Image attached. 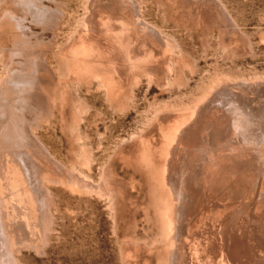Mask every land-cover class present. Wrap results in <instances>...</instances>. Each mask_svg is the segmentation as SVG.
I'll list each match as a JSON object with an SVG mask.
<instances>
[{"label": "rangeland", "instance_id": "1", "mask_svg": "<svg viewBox=\"0 0 264 264\" xmlns=\"http://www.w3.org/2000/svg\"><path fill=\"white\" fill-rule=\"evenodd\" d=\"M213 111L248 163L213 180L193 136L175 200L166 150ZM263 237L264 0H0V264H264Z\"/></svg>", "mask_w": 264, "mask_h": 264}, {"label": "bare ground", "instance_id": "2", "mask_svg": "<svg viewBox=\"0 0 264 264\" xmlns=\"http://www.w3.org/2000/svg\"><path fill=\"white\" fill-rule=\"evenodd\" d=\"M104 76V75H103ZM33 77V76H32ZM103 82V81H102ZM3 90V89H2ZM229 91V90H228ZM242 95V94H241ZM229 97V96H228ZM230 99V98H229ZM237 99V98H236ZM206 103V102H205ZM228 103V102H227ZM238 103V102H237ZM233 104V103H232ZM241 105V104H240ZM217 106V105H216ZM206 107V106H205ZM223 107V106H222ZM226 107H227V104H226ZM229 107V106H228ZM246 107V106H245ZM217 108V107H216ZM221 108V107H220ZM196 109V108H195ZM198 109H200V108H198ZM203 109H205V108H203ZM209 109V108H208ZM212 109V108H211ZM228 109V108H227ZM213 110V109H212ZM232 110V109H231ZM248 110H250V109H248ZM192 111H193V109H192ZM221 111V110H220ZM218 112V111H216V113H217V115H216V113H215V117H213V115H212V113L210 114V113H208V112H204L203 114H201L199 117H197V116H195V118H199L195 123L193 122H191L190 121V123H192L193 125L191 126V124H190V129L188 130L187 129V127L189 126H187L186 127V133H183V134H185L184 135V141L183 142H179V133H180V131L182 130L181 129V125L180 126H177L176 127V129H174L175 130V132L173 133V136H172V139H171V144L173 145H175L176 143H177V141L180 143V144H176L177 146H178V149L176 150V149H173L171 146V144H170V147L171 148H168V150H166V155H170V157H172L173 156V160L172 159H169L168 158V160H170V163H167V160L165 161L166 162V167H165V170L163 171L164 172V174H163V177H164V180H163V182L166 184V185H168V186H170V191L172 192V197H173V199H175V200H179V199H181V197H182V189L180 190V188H178L179 187V183L180 182H182L183 181V176L179 173V171H178V169H176V168H174L173 167V162L175 163V161L177 162V163H180L181 161H179V154H180V152L182 151V153H183V150H180V149H182L181 148V146H187V148L191 151V154H189V156H188V160H194V161H196V162H198L197 160H199V162L201 163V159H200V156H201V152H203V150L204 149H206L207 151L208 150H210V152L209 153H213V152H215L214 154H213V157H212V159H210L209 161H211V162H209V163H211V165H209L208 167H209V169L207 168V170L209 171H207V174H208V176H210V178L212 177L213 178V180H215L217 177H218V171H219V169H218V171L216 170V169H214L213 168V166H215L216 165V167L217 166H219L220 167V170L222 171L221 173H225L226 172V175L228 174V175H231V174H233L234 173V171L237 169V168H242L244 165H246L247 163H248V159L246 160V159H233L232 158V156H231V154L230 153H226V151L225 152H221V150H219V149H217V147H215V145L216 144H218L219 146H220V144H222V143H220L219 144V139H217V140H215V138H213V131L215 130L214 129V127L213 126H220V124L218 125L217 123L218 122H216L215 121V118L218 116V114L219 113H221V112ZM233 111V110H232ZM236 111V110H235ZM240 111V110H239ZM247 111V110H246ZM170 112V111H169ZM184 112V111H183ZM198 112V111H197ZM226 112V111H225ZM199 113V112H198ZM197 113V114H198ZM247 113V112H246ZM245 113V114H246ZM192 114V113H191ZM195 114V113H194ZM224 114V112L221 114V116ZM233 114V113H232ZM238 114V113H237ZM242 114V113H241ZM244 114V115H245ZM193 115V114H192ZM191 115V116H192ZM220 115V114H219ZM226 115V114H225ZM231 116V115H230ZM229 116V117H230ZM219 117V116H218ZM217 117V118H218ZM217 118H216V120H217ZM223 118V117H222ZM250 118V117H249ZM221 119V118H220ZM232 119H233V117H232ZM190 120V119H189ZM228 120V119H227ZM188 123V122H187ZM180 124V123H179ZM226 124V123H225ZM238 124V123H237ZM257 124V123H256ZM245 125H246V123H245ZM176 126V125H175ZM222 126V125H221ZM227 126H228V124H227ZM217 127V130L219 129ZM231 127V126H230ZM172 128H173V126H172ZM213 128V129H212ZM224 128V127H223ZM229 128V127H228ZM242 128V127H241ZM256 128V127H255ZM171 129V128H170ZM225 129V128H224ZM230 129V128H229ZM234 129V128H233ZM213 130V131H212ZM226 130V129H225ZM245 130V129H244ZM169 131V130H168ZM184 131V130H183ZM224 131V130H223ZM228 131H230V130H228ZM238 131V130H237ZM185 132V131H184ZM218 131H216L215 130V133H217ZM220 132V131H219ZM218 132V133H219ZM255 132V131H254ZM237 132H235V131H232L231 133H228V134H230V136L232 137V138H234V139H237L238 138V135L236 134ZM179 134V135H178ZM225 134V133H224ZM182 135V134H181ZM180 135V136H181ZM202 136V137H200L201 139H200V143L202 144V146L203 147H206V148H204L200 153V156H198L199 157V159L196 157L197 155H195L196 153L194 152V148L193 147H190V142H192L191 140H192V138H193V136ZM222 135V134H221ZM226 136H228L227 134H225ZM224 135V136H225ZM242 135V134H241ZM240 135V136H241ZM217 137V135L215 134L214 135V137ZM223 136V137H224ZM230 136H228V137H230ZM196 138V137H195ZM220 138V137H219ZM197 139V138H196ZM221 139H223L222 137H221ZM225 139H227V138H225ZM260 139V138H259ZM233 140V139H232ZM231 140V141H232ZM240 140V139H239ZM245 140V139H244ZM198 142V141H197ZM218 142V143H217ZM222 142V141H221ZM226 142V141H225ZM228 142V141H227ZM230 142V141H229ZM234 142H235V140H234ZM237 142V141H236ZM242 142V141H241ZM250 143V142H249ZM260 143V142H259ZM229 144V143H228ZM228 144H226V146L228 145ZM246 144V143H245ZM254 144V143H253ZM169 145V144H168ZM211 146L212 145V147H208V146ZM230 145V144H229ZM239 145H240V143H239ZM202 146H201V148H202ZM225 146V147H226ZM231 146V145H230ZM165 147V146H164ZM175 147V146H174ZM221 147V146H220ZM224 147V146H223ZM185 149V148H184ZM222 150L224 149V148H221ZM188 150V151H189ZM199 150H201V149H199ZM217 150V151H216ZM206 151V153L208 154V152ZM220 151V152H219ZM198 152V151H197ZM179 153V154H178ZM193 153H195V154H193ZM203 153H205V151L203 152ZM205 153V154H206ZM197 154H199V153H197ZM205 154H202L203 155V157H204V155ZM241 154V153H240ZM247 154V153H246ZM172 155V156H171ZM239 155V154H238ZM206 156V155H205ZM208 156H209V154H208ZM240 156V155H239ZM166 158H167V156H166ZM182 158V157H181ZM201 158H202V156H201ZM209 158V157H208ZM258 158V157H257ZM257 158H255V157H253V161H255ZM205 159V158H204ZM181 160V159H180ZM190 160V161H191ZM207 160V159H206ZM258 160V159H257ZM186 161V160H185ZM191 161V162H192ZM193 161V162H194ZM203 161V160H202ZM208 161V160H207ZM169 162V161H168ZM190 162V163H191ZM198 162V163H199ZM251 162V160L249 161V163ZM198 163H195V164H198ZM205 163V162H204ZM185 164H186V162H185ZM203 164V163H202ZM213 164V165H212ZM164 165V166H165ZM177 165V164H176ZM181 165H183L182 164V162H181ZM186 165H188V164H186ZM190 165V164H189ZM188 165V166H189ZM191 165H194V164H191ZM206 165V164H205ZM203 166V165H202ZM211 166V167H210ZM180 167V166H179ZM190 167H193V166H190ZM199 167V166H198ZM186 168H187V166H186ZM185 170V169H184ZM192 170H193V168H192ZM195 170H196V168H195ZM195 170L192 172V173H195ZM217 172H216V171ZM186 171V170H185ZM190 171V170H189ZM198 171H200V170H198ZM202 171H203V169H202ZM201 171V172H202ZM199 173V172H198ZM198 173H197V175H198ZM261 173V172H260ZM185 174H186V172H185ZM188 174V173H187ZM191 174V173H190ZM189 174V176H191V178H192V176L193 175H190ZM222 175V174H221ZM195 176H196V174L194 175V179H195ZM225 176V175H224ZM188 177V176H187ZM208 178V177H207ZM193 180V179H192ZM198 180H200L199 178H198ZM197 180V184H199V183H201V182H199ZM203 181V180H202ZM199 182V183H198ZM194 183V182H193ZM193 183H191L190 181H189V179L188 178H186V180L184 181V185L185 186H187L189 189H193L194 191H195V186L193 185ZM195 183V184H196ZM192 190V191H193ZM204 190V189H203ZM191 191V192H192ZM201 191V190H200ZM199 190H197L196 192H197V194L200 192ZM170 192V193H171ZM191 192H190V194H191ZM194 193V192H193ZM201 193V192H200ZM169 194V193H168ZM193 195V194H192ZM201 196V195H200ZM199 196V197H200ZM202 197V196H201ZM183 198V197H182ZM195 198V197H194ZM186 199V198H185ZM195 202V201H194ZM199 202H201V201H199ZM178 203V201L175 203V205ZM198 203V202H197ZM213 203V202H212ZM174 205V206H175ZM178 205V204H177ZM218 205V204H217ZM185 206V205H184ZM179 208V207H178ZM182 208V207H181ZM212 208V207H211ZM172 209V208H171ZM170 211H172V213L170 214V217H172V220L170 219L169 220V225L171 226V223H173V221L176 219V217H178V218H182L185 214H183L182 213V211H180V210H178L177 208H176V206L173 208V210H170ZM203 211V210H202ZM242 216V215H241ZM209 217H211V216H209ZM208 217V218H209ZM195 218L196 217H194V218H192L191 217V219L192 220H195ZM202 218V217H201ZM216 218H217V216H216ZM179 220V219H178ZM205 220V219H204ZM208 220V219H207ZM217 220V219H216ZM212 221V220H211ZM246 222V221H245ZM207 223V222H206ZM237 223V222H236ZM174 224V223H173ZM197 224V223H196ZM247 224V223H246ZM191 225V224H190ZM209 225V224H208ZM216 225V224H215ZM241 225V224H240ZM203 226V225H202ZM222 226V225H221ZM246 226V225H245ZM227 227V226H226ZM243 227V226H242ZM241 227V228H242ZM172 227H170L169 228V230L171 231L172 230V232H174L173 231V228H174V225H173V228L171 229ZM197 228V227H196ZM214 228V227H213ZM225 228V227H224ZM202 229V228H201ZM226 229H228V228H226ZM252 229V228H251ZM250 229V230H251ZM211 230H212V228H211ZM211 230H210V232H211ZM246 230V229H245ZM196 231V230H195ZM198 231V230H197ZM207 231V230H206ZM209 231V230H208ZM214 231V230H213ZM217 231V230H216ZM223 231V230H222ZM221 231V232H222ZM249 230H247V232H248ZM255 231H256V229H255ZM260 231V230H259ZM250 232V231H249ZM252 232H253V230H252ZM257 232V231H256ZM199 233V232H198ZM203 233V232H202ZM223 234H224V232H222ZM221 233V234H222ZM244 233V232H243ZM197 234V233H196ZM204 234V233H203ZM210 234V233H209ZM212 234V233H211ZM248 234V233H247ZM250 234V233H249ZM256 234V233H255ZM218 235V234H217ZM217 235H215L214 234V236H216L217 237ZM225 235V234H224ZM224 235H223V237H224ZM182 236V235H181ZM186 236V235H185ZM222 236V235H221ZM247 236V235H246ZM253 236V235H252ZM206 237V236H205ZM215 237V238H216ZM230 237V236H229ZM229 237H226V235H225V238H226V240H224V241H227V243H226V246H227V244H229V246L230 245H232V246H234V244L235 243H233L232 241H229ZM181 238V237H180ZM195 238V237H194ZM214 238V237H213ZM224 238V239H225ZM231 238V237H230ZM254 238H255V236H254ZM259 238V237H258ZM258 238H257V240H258ZM264 238V237H263ZM211 239V238H210ZM245 239V238H244ZM208 240V239H207ZM217 240V239H216ZM215 240V241H216ZM232 240V239H231ZM250 240V239H249ZM252 240V239H251ZM260 240V239H259ZM197 241V240H196ZM219 241V240H218ZM247 241V240H246ZM180 242V241H179ZM231 242V243H230ZM192 243V242H191ZM220 243V242H219ZM199 245V244H198ZM223 245V244H222ZM218 246V245H217ZM174 247V246H173ZM213 247V246H212ZM224 247V246H223ZM222 247V248H223ZM221 248V250H223ZM227 248V247H226ZM203 249V248H202ZM227 250V249H226ZM171 251V250H170ZM224 251V250H223ZM222 251V252H223ZM243 252V251H242ZM171 253V252H170ZM260 254V253H259ZM224 255H225V251H224ZM224 255H222L223 257H224ZM186 256V255H185ZM222 257V258H223ZM226 259V258H225ZM227 259L229 260V262H230V260H232V258L229 256V254H228V257H227ZM227 259H226V261H227ZM181 260V259H180ZM221 264V263H220Z\"/></svg>", "mask_w": 264, "mask_h": 264}]
</instances>
